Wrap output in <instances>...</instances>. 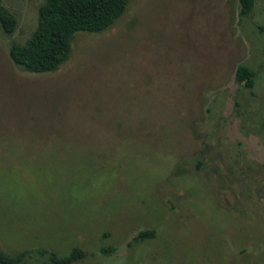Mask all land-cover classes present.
I'll list each match as a JSON object with an SVG mask.
<instances>
[{"label":"rangeland","instance_id":"rangeland-1","mask_svg":"<svg viewBox=\"0 0 264 264\" xmlns=\"http://www.w3.org/2000/svg\"><path fill=\"white\" fill-rule=\"evenodd\" d=\"M42 2L0 0L18 19L0 31V250L18 264L73 248L63 264H264V0L246 17L240 0H129L36 73L9 48Z\"/></svg>","mask_w":264,"mask_h":264},{"label":"trees","instance_id":"trees-1","mask_svg":"<svg viewBox=\"0 0 264 264\" xmlns=\"http://www.w3.org/2000/svg\"><path fill=\"white\" fill-rule=\"evenodd\" d=\"M240 2V16L250 15L255 0ZM128 3L129 0H43L38 7L37 26L32 35L22 44L12 43L9 55L16 65L27 71L54 72L69 59L76 32L99 33L108 29L123 15ZM17 23L16 15L0 4V31L11 35ZM235 78L246 87H252L255 71L240 64ZM153 236V230H145L135 240ZM82 255L79 248H73L68 256L59 259L53 255L51 260L63 264ZM19 258V255L9 256L0 250V264H18Z\"/></svg>","mask_w":264,"mask_h":264}]
</instances>
